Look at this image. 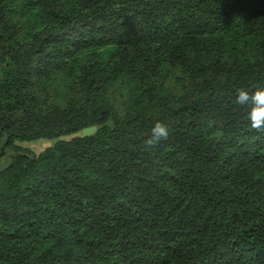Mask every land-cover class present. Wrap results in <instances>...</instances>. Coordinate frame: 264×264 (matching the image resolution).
Instances as JSON below:
<instances>
[{
  "label": "trees",
  "instance_id": "trees-1",
  "mask_svg": "<svg viewBox=\"0 0 264 264\" xmlns=\"http://www.w3.org/2000/svg\"><path fill=\"white\" fill-rule=\"evenodd\" d=\"M241 88L264 0H0V264H264Z\"/></svg>",
  "mask_w": 264,
  "mask_h": 264
},
{
  "label": "clouds",
  "instance_id": "clouds-1",
  "mask_svg": "<svg viewBox=\"0 0 264 264\" xmlns=\"http://www.w3.org/2000/svg\"><path fill=\"white\" fill-rule=\"evenodd\" d=\"M236 104L240 106H248L247 118L253 130L264 132V88H257L251 93L243 88L237 90ZM214 124V121L209 122V127ZM169 135L168 126L157 121L151 128V135L145 141L147 148H153L164 140H167Z\"/></svg>",
  "mask_w": 264,
  "mask_h": 264
},
{
  "label": "water",
  "instance_id": "water-1",
  "mask_svg": "<svg viewBox=\"0 0 264 264\" xmlns=\"http://www.w3.org/2000/svg\"><path fill=\"white\" fill-rule=\"evenodd\" d=\"M97 127H91L83 130L82 135L83 136H91L94 135L97 132ZM6 144V140L3 141V143L0 146V173L4 171L5 169L9 168L12 163V157L16 156L17 154L11 151H7V155L5 157H2V149Z\"/></svg>",
  "mask_w": 264,
  "mask_h": 264
},
{
  "label": "rangeland",
  "instance_id": "rangeland-1",
  "mask_svg": "<svg viewBox=\"0 0 264 264\" xmlns=\"http://www.w3.org/2000/svg\"><path fill=\"white\" fill-rule=\"evenodd\" d=\"M53 144L52 141L49 140H40L37 142H32V143H24L22 144L24 148L29 149L35 153H40L44 149L48 148Z\"/></svg>",
  "mask_w": 264,
  "mask_h": 264
}]
</instances>
